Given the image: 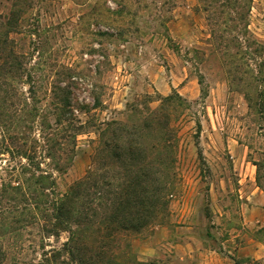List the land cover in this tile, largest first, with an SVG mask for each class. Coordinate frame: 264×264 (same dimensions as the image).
<instances>
[{"label": "rangeland", "instance_id": "rangeland-1", "mask_svg": "<svg viewBox=\"0 0 264 264\" xmlns=\"http://www.w3.org/2000/svg\"><path fill=\"white\" fill-rule=\"evenodd\" d=\"M118 125L173 154L157 213L108 235ZM78 258L264 264V0H0V264Z\"/></svg>", "mask_w": 264, "mask_h": 264}, {"label": "trees", "instance_id": "trees-1", "mask_svg": "<svg viewBox=\"0 0 264 264\" xmlns=\"http://www.w3.org/2000/svg\"><path fill=\"white\" fill-rule=\"evenodd\" d=\"M169 97L164 98L163 102H167ZM162 105L155 110L150 111V121L146 126L154 130L156 127L164 123ZM161 112V114H159ZM164 125V124H163ZM168 126V125H167ZM166 129L168 130V127ZM138 129L132 125H118L111 130V135L120 134V139L113 145L112 156L117 159L121 168L120 187L114 194V202L110 212L99 222V228L108 235L118 233L124 230L140 231L144 226L146 218L154 216L160 208L158 203L159 194L150 188V176H155L172 162L171 145L160 143L150 145V151L146 153V149L142 143L138 141ZM124 135V139L121 137ZM125 136L127 137L125 139ZM137 138H133V137ZM85 181H79L68 191L69 198L64 204L57 208V215L64 217L69 221L71 216H76L74 203L79 190ZM153 182V181H152ZM76 214V215H75ZM73 235V232H72ZM108 235L103 238L110 239ZM103 240V239H102ZM100 240V245L103 241ZM73 241L70 236L68 242L64 244L68 254H70L69 244ZM100 248V247H99ZM49 259H46V262ZM61 264H66L64 261ZM76 264H88L84 259L78 258ZM141 264V263H136ZM234 264H262L259 261L251 259L237 260Z\"/></svg>", "mask_w": 264, "mask_h": 264}, {"label": "crops", "instance_id": "crops-1", "mask_svg": "<svg viewBox=\"0 0 264 264\" xmlns=\"http://www.w3.org/2000/svg\"><path fill=\"white\" fill-rule=\"evenodd\" d=\"M263 202V201H262Z\"/></svg>", "mask_w": 264, "mask_h": 264}]
</instances>
